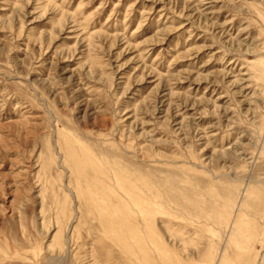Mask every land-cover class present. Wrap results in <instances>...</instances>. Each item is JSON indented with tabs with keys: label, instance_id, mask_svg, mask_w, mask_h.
<instances>
[{
	"label": "rangeland",
	"instance_id": "rangeland-1",
	"mask_svg": "<svg viewBox=\"0 0 264 264\" xmlns=\"http://www.w3.org/2000/svg\"><path fill=\"white\" fill-rule=\"evenodd\" d=\"M121 217L264 264V0H0V264H164Z\"/></svg>",
	"mask_w": 264,
	"mask_h": 264
},
{
	"label": "bare ground",
	"instance_id": "bare-ground-1",
	"mask_svg": "<svg viewBox=\"0 0 264 264\" xmlns=\"http://www.w3.org/2000/svg\"><path fill=\"white\" fill-rule=\"evenodd\" d=\"M77 159H79V158H77ZM119 183H120V185H122V186L125 187L124 190L126 189V187L128 188V191H130V193H131L130 196H131L132 201H133V197H136V198H134V200L136 199L135 200V203L138 206L137 208L141 212L140 214L146 215V213H147V215H149L148 218L150 217V215H153L154 214L153 211H151L149 209L150 206L148 208L146 207V204L147 203L146 204L143 203L144 201L141 202V200H139L136 195L134 196V192H135L134 191V188L132 187V185L130 183H128L126 181V179H124L122 177L119 178ZM125 191H127V190H125ZM140 203H141V206H140ZM126 206H125V215L129 216V214L131 213V210L128 209V207H126ZM114 220L121 221L120 222L121 224L123 222L122 217L119 218V219H114ZM125 220H127V219H125ZM112 225L115 226V227H117L118 224L117 225L116 224H112ZM151 225H153V223ZM121 226L123 227V229H124V227H126V226H123V224ZM122 227H118V228H122ZM146 227L148 229H150L151 226H149L148 224H146ZM124 231H125V235L126 236H125V239H122V240L119 239V241L121 242L120 244L121 245H124V247L125 246H128L127 247V250H129V253L132 255V257H135L136 258L137 262L141 261L140 260L141 258H139L140 256H143L144 257V260H146V259L149 260L148 258H151V257H148L147 254H148L149 249L151 250L153 248V250H154V252L152 254L153 258H156L157 260L163 261L164 264H172V263H174L173 260L171 259L172 254H170V252L167 250V248L163 244L162 239L160 237L156 236L155 234L152 236L148 232L141 233V234H138V235L137 234L136 235H133L132 233H130L129 229H127V230L124 229ZM151 233H153V232L151 231ZM263 258H264V256H263ZM175 260L177 261V264H185V263H183L181 261H178V259L176 257H175Z\"/></svg>",
	"mask_w": 264,
	"mask_h": 264
}]
</instances>
